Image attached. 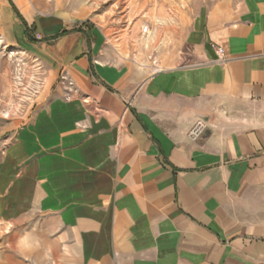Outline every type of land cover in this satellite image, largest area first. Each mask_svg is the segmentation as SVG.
Returning a JSON list of instances; mask_svg holds the SVG:
<instances>
[{"label": "crops", "instance_id": "crops-1", "mask_svg": "<svg viewBox=\"0 0 264 264\" xmlns=\"http://www.w3.org/2000/svg\"><path fill=\"white\" fill-rule=\"evenodd\" d=\"M14 12L2 44L51 89L1 159L0 264H264V0L199 4L152 71Z\"/></svg>", "mask_w": 264, "mask_h": 264}, {"label": "rangeland", "instance_id": "rangeland-1", "mask_svg": "<svg viewBox=\"0 0 264 264\" xmlns=\"http://www.w3.org/2000/svg\"><path fill=\"white\" fill-rule=\"evenodd\" d=\"M211 1L0 0V25L2 7L7 5L12 10L13 21L17 18L16 11L26 17H56L70 27L68 30L96 24L106 35L105 48L112 52L114 61L127 60L152 71L178 60L183 28L196 6ZM76 17L90 21L73 22ZM27 31L28 36L34 34ZM5 41L0 31V164L6 149L14 142L18 125L33 115L32 109L27 112L29 106L48 103V96L42 99L38 96L44 89H51L47 67L33 60H20L16 50L2 44ZM58 81L53 87L59 86Z\"/></svg>", "mask_w": 264, "mask_h": 264}, {"label": "built area", "instance_id": "built-area-1", "mask_svg": "<svg viewBox=\"0 0 264 264\" xmlns=\"http://www.w3.org/2000/svg\"><path fill=\"white\" fill-rule=\"evenodd\" d=\"M144 30L147 29V26H144ZM212 47L214 48L215 52L219 57H222L224 55V49L222 47H219L215 44H212ZM206 128V124L204 120L202 119H197L195 122L192 124L188 131V137L192 140H196L200 138Z\"/></svg>", "mask_w": 264, "mask_h": 264}]
</instances>
